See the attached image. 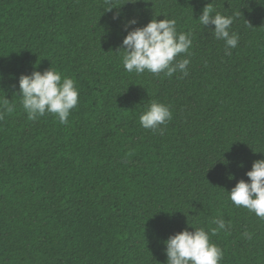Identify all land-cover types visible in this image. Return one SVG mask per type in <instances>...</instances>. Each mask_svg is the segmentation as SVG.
Instances as JSON below:
<instances>
[{"label":"trees","instance_id":"1","mask_svg":"<svg viewBox=\"0 0 264 264\" xmlns=\"http://www.w3.org/2000/svg\"><path fill=\"white\" fill-rule=\"evenodd\" d=\"M209 3L234 17L230 54L197 20ZM111 6L0 0V98L15 105L0 119V264H166L164 241L194 227L220 264H264V219L227 192L264 159V0ZM154 17L191 33L186 76L124 69L125 26ZM50 67L79 90L67 124L29 120L17 96L22 74ZM153 101L172 113L163 133L139 124ZM216 218L228 226L212 235Z\"/></svg>","mask_w":264,"mask_h":264},{"label":"clouds","instance_id":"2","mask_svg":"<svg viewBox=\"0 0 264 264\" xmlns=\"http://www.w3.org/2000/svg\"><path fill=\"white\" fill-rule=\"evenodd\" d=\"M135 3L136 0H131ZM108 5L106 11L112 9V0H105ZM202 26L214 25L211 29L217 40L225 42L227 54L229 49L236 48L239 36L230 34L233 16H225L218 12L214 14L211 3L202 9V14L197 19ZM138 22L133 19L125 26L127 35L122 41V65L129 73L141 74L145 71L152 74L164 73L172 77L177 71L188 74L187 58L176 60L180 54L191 55V33L177 32L176 20L164 18L157 20L155 17L143 27L128 30L131 25ZM120 51V50H119ZM118 51V52H119ZM20 104L29 120H36L46 113L55 116L61 124L68 123L71 110L79 103V90L75 81L63 77L51 67L43 73L34 70L30 75L22 74L19 77ZM15 105L5 96L0 98V119L5 113H12ZM172 119L170 109L153 101L139 116V124L147 130L160 131ZM248 181L241 179L228 192L229 200L237 207H243L257 217L264 219V159L256 160L250 171L246 173ZM232 178V177H230ZM216 225L211 229V234L216 235L220 230H225L228 225L223 218L212 221ZM191 226V225H190ZM187 229L171 235L164 241L167 256L166 264H220L223 251L210 241L209 232L204 228ZM251 239V236L245 233Z\"/></svg>","mask_w":264,"mask_h":264}]
</instances>
